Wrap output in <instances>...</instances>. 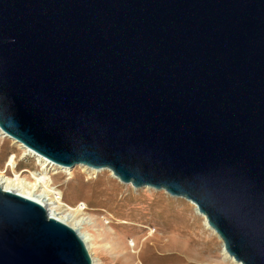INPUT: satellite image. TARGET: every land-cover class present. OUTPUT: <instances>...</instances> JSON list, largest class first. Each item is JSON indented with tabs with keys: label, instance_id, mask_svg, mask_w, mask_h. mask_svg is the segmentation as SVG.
Wrapping results in <instances>:
<instances>
[{
	"label": "water",
	"instance_id": "95a60500",
	"mask_svg": "<svg viewBox=\"0 0 264 264\" xmlns=\"http://www.w3.org/2000/svg\"><path fill=\"white\" fill-rule=\"evenodd\" d=\"M0 129L46 160L192 201L264 264V0H0ZM0 187V264H92Z\"/></svg>",
	"mask_w": 264,
	"mask_h": 264
},
{
	"label": "rangeland",
	"instance_id": "374dc122",
	"mask_svg": "<svg viewBox=\"0 0 264 264\" xmlns=\"http://www.w3.org/2000/svg\"><path fill=\"white\" fill-rule=\"evenodd\" d=\"M11 154L16 156L15 164L8 167L10 175L11 167L44 172L66 203H85L81 216L102 264H231L222 260V241L204 228L202 218L184 198L134 188L106 169L54 164L45 171L17 143L0 140V168Z\"/></svg>",
	"mask_w": 264,
	"mask_h": 264
},
{
	"label": "bare ground",
	"instance_id": "6f19581e",
	"mask_svg": "<svg viewBox=\"0 0 264 264\" xmlns=\"http://www.w3.org/2000/svg\"><path fill=\"white\" fill-rule=\"evenodd\" d=\"M6 139H10L12 142L17 143L18 146L22 147L24 149L25 155L33 157L35 159V163L41 166L40 168H42V170L45 169L46 171V168L52 167L54 165V163L46 160V158L41 157L37 153L24 146L22 143L16 141L12 137H9L0 129V140L4 141ZM14 156L16 155L11 154L9 159L5 162L4 166L0 168V187L4 190L17 193L23 197L29 198L39 203L45 208L46 212L49 215L73 228L84 241L88 252H90L89 254L92 260V264H102L100 259L94 255L92 249L95 247V243L90 233L85 229V219L81 216L82 211L86 208L85 203H76L74 206L66 203L63 193L53 185L51 179L45 178L43 174L44 172L34 173L25 168L16 170L14 167H11L12 174L10 175L8 167L9 165L12 166L15 164ZM56 166V168H62V166ZM53 170L57 169L53 168ZM25 172H28L29 174L23 175V173ZM112 177L114 176L112 175ZM185 200L188 201V203L192 206L194 213L202 218L204 228L208 230L211 235L220 239L215 231L210 227V225H208L206 217L197 210L196 205L186 198ZM220 251L222 260L227 261L231 264H241L240 262L235 261L234 258L226 253V251L223 249L222 243Z\"/></svg>",
	"mask_w": 264,
	"mask_h": 264
}]
</instances>
